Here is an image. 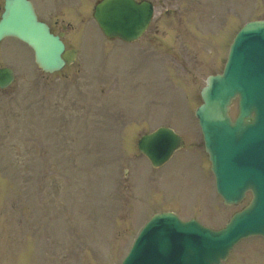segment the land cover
Masks as SVG:
<instances>
[{"label":"rangeland","instance_id":"rangeland-1","mask_svg":"<svg viewBox=\"0 0 264 264\" xmlns=\"http://www.w3.org/2000/svg\"><path fill=\"white\" fill-rule=\"evenodd\" d=\"M154 2L152 33L105 42L90 21L74 35L84 61L55 73L37 68L19 41L2 43L0 66L16 78L0 89V220L21 216V264H119L149 215L174 211L219 227L250 199L227 205L215 192L194 112L245 18H264V0ZM160 125L176 129L185 146L152 169L137 142ZM10 232L9 248L19 242ZM222 264H264V240H243Z\"/></svg>","mask_w":264,"mask_h":264},{"label":"water","instance_id":"water-1","mask_svg":"<svg viewBox=\"0 0 264 264\" xmlns=\"http://www.w3.org/2000/svg\"><path fill=\"white\" fill-rule=\"evenodd\" d=\"M151 11V8L145 3L137 4L133 0H106L97 7L95 16L108 35H119L126 39H133L144 30L148 19L151 17ZM254 25L255 27L261 26L260 22L253 23L252 26ZM4 35L18 36L30 44L35 50L38 62L46 71L60 69L65 61L71 62L74 58L72 52L64 51V44L59 36L53 35L44 23L37 20L33 7L27 0L7 2L6 11L0 21V38ZM248 44L249 42H244L238 45L234 52L238 55L237 57L245 58L252 67L258 92L249 91L243 79L239 80L235 77V73L239 74L242 71V63L237 60L232 66L230 65L229 69H226L223 75L211 76L208 79V85L202 90L204 103L197 110L205 135L207 150L214 163V170L217 174L220 173L221 181H223L220 190L226 194L225 198L230 202L240 198L241 189L245 186L234 183V175L229 173L238 170L234 157L240 156L241 152L245 154L246 146L251 142L257 141L260 145H264V56H260L257 60L254 56L249 55L244 48ZM254 46L264 47V40L256 41L252 47ZM12 78L11 70H0V86H6ZM235 92L241 94V112L237 121L232 122L228 115V104ZM247 118H252L253 121L249 122ZM154 137L155 135L149 144L151 146H142V149L151 157L153 163L158 165L173 150L169 154L170 148L161 152L164 146L163 138L159 135L155 139ZM177 139L180 140L178 137ZM147 141L148 138H145L143 144ZM247 178L248 175L245 174L241 179L243 182H248ZM261 213L263 217H261ZM256 216L257 221H254ZM241 222L244 223V226H236L240 230L244 229L250 233V230L254 229L264 233L263 204L257 203L253 207L252 215L247 220H241ZM174 225L176 232H183L188 235L191 233L189 227L178 222H175ZM151 231L154 232L155 228ZM228 233L229 231H223L217 234L215 239L221 243L223 239L228 237ZM146 236L154 240V237L148 234ZM212 237L213 235H207L203 239H198L197 254L199 257L194 256V264H202V260L204 264L203 244L210 246ZM212 241L215 242V240ZM138 246L141 245L138 244L137 248ZM137 248L126 264L138 262L139 250ZM224 254L212 258L209 264L220 263L221 258L227 255ZM175 258L183 260L181 262L176 261L175 264H190L188 260L181 258L179 252Z\"/></svg>","mask_w":264,"mask_h":264},{"label":"flooded vegetation","instance_id":"flooded-vegetation-1","mask_svg":"<svg viewBox=\"0 0 264 264\" xmlns=\"http://www.w3.org/2000/svg\"><path fill=\"white\" fill-rule=\"evenodd\" d=\"M1 2H2V0H1ZM57 5L59 6V8L61 10H62V8L68 6V4H66V3L63 2V0H57ZM0 8H1V6H0ZM57 14H55L54 16L52 14H50V17H49V22H51L50 25H51V27L53 29L54 28H58L61 25V23L64 24L65 21H70V18H66L64 16V14H59V13H57Z\"/></svg>","mask_w":264,"mask_h":264}]
</instances>
